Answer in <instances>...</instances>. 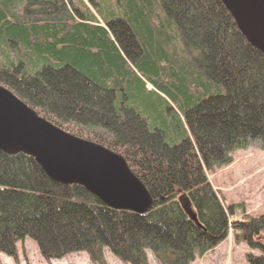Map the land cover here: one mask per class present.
Instances as JSON below:
<instances>
[{
    "label": "trees",
    "instance_id": "obj_1",
    "mask_svg": "<svg viewBox=\"0 0 264 264\" xmlns=\"http://www.w3.org/2000/svg\"><path fill=\"white\" fill-rule=\"evenodd\" d=\"M0 84L121 155L153 200L143 214L114 209L0 151V252L15 257L29 237L46 260L86 251L100 263L106 248L130 264H148L146 251L190 264L224 239L231 209L206 171L264 149V52L222 0H0ZM233 229L260 250L247 262L264 264V214Z\"/></svg>",
    "mask_w": 264,
    "mask_h": 264
},
{
    "label": "water",
    "instance_id": "obj_2",
    "mask_svg": "<svg viewBox=\"0 0 264 264\" xmlns=\"http://www.w3.org/2000/svg\"><path fill=\"white\" fill-rule=\"evenodd\" d=\"M222 2L247 40L264 52V0ZM0 151L33 157L55 183L81 186L111 208L143 214L152 206L122 156L40 117L1 84Z\"/></svg>",
    "mask_w": 264,
    "mask_h": 264
},
{
    "label": "rangeland",
    "instance_id": "obj_3",
    "mask_svg": "<svg viewBox=\"0 0 264 264\" xmlns=\"http://www.w3.org/2000/svg\"><path fill=\"white\" fill-rule=\"evenodd\" d=\"M206 177L222 206L231 209L229 229L223 241L203 254H195L191 264H249L246 255L257 256L260 250L248 247L236 239L233 228L248 218L264 214V149L252 143L246 150L233 153L229 165L207 170ZM259 236V242L264 245V229ZM15 249V261L0 253V264H98L91 262L84 252L66 253L67 255L58 259L46 260L39 253L37 243L31 238L18 240ZM148 257L150 264H156L150 254ZM101 264L127 263L117 260L107 250Z\"/></svg>",
    "mask_w": 264,
    "mask_h": 264
},
{
    "label": "bare ground",
    "instance_id": "obj_4",
    "mask_svg": "<svg viewBox=\"0 0 264 264\" xmlns=\"http://www.w3.org/2000/svg\"><path fill=\"white\" fill-rule=\"evenodd\" d=\"M212 169H214V168H212ZM212 169H210V170H212Z\"/></svg>",
    "mask_w": 264,
    "mask_h": 264
}]
</instances>
